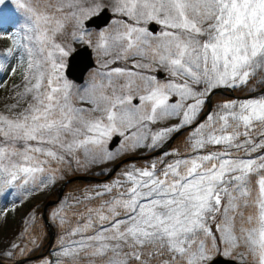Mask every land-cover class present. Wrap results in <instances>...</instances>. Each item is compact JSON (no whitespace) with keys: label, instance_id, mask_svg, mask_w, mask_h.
I'll return each instance as SVG.
<instances>
[{"label":"snow or ice","instance_id":"snow-or-ice-1","mask_svg":"<svg viewBox=\"0 0 264 264\" xmlns=\"http://www.w3.org/2000/svg\"><path fill=\"white\" fill-rule=\"evenodd\" d=\"M13 2L27 22L0 53V71L16 73L8 58L26 67L8 106L19 111L0 113V194L30 181L48 188L81 153L89 164L114 161L195 125L189 155L166 152L178 158L125 169L85 196L98 206L54 213L61 225L69 213L79 218L69 231L78 239L61 246L56 264H217L221 252L227 264H264V0H111L126 19L95 43L85 22L107 10L103 0ZM69 25L71 41L105 57L106 71L83 94L66 75L74 49L57 39ZM119 61L131 67H110ZM161 69L169 79L152 74ZM220 88L253 94L200 120ZM173 118L179 123H162ZM114 136L123 137L115 151Z\"/></svg>","mask_w":264,"mask_h":264},{"label":"rangeland","instance_id":"rangeland-1","mask_svg":"<svg viewBox=\"0 0 264 264\" xmlns=\"http://www.w3.org/2000/svg\"><path fill=\"white\" fill-rule=\"evenodd\" d=\"M103 2L105 3L106 7H108L109 10L112 11L111 0H103ZM113 14L114 17L110 24L101 30H96L92 27L85 26L87 32L90 34V37L94 43L97 40L98 35L101 31H112L118 27V25L116 24L117 21H123L126 19L125 17H122L114 12ZM27 15L28 14L26 13V11L23 8L19 7V5H17L16 3H14L13 0H5V3L0 5V18L2 16H5L3 20H0V33H7V35L0 34V53L4 52L6 48L12 46L13 38L17 40L21 39V37L23 36V32L20 31V29L26 24ZM71 31L72 27L71 25H69L67 29L68 35L58 37L57 39L58 42L66 44L70 43L71 47L75 50L83 46L84 44L71 41ZM91 48L93 49L96 67L94 69H91L87 73L85 81L81 84L69 79L73 84L74 95L78 91L80 92V94H83V90L89 87L90 83L95 77V74L106 71V69L103 68L105 57L103 55H99L94 47ZM8 60L11 67L16 69V73L12 74L11 71H0V113H3L5 115H12L13 112L19 111V109L9 111L8 106L16 103V100L13 97L15 96V93L17 91H22L23 89V76L26 65L23 61L13 60L12 58H8ZM110 67L130 68L131 61H128L127 63H125L124 61H119L116 64L110 65ZM158 71L152 73L153 75H156L158 79L167 80L170 78L168 74L162 69L161 71L165 74V76L159 77L157 75ZM95 78L98 79V77ZM253 87L255 88V91H258L259 89H261L262 86L257 83ZM247 92L248 94L252 93V90L249 89ZM229 100L242 101L244 99L232 98ZM229 100L220 99L217 102H214L213 97L214 103L211 112H214L219 104H222ZM77 106L90 107V105L82 104L78 100ZM206 110L207 103L205 104L201 115ZM162 123L177 124L179 123V119L173 118L170 122ZM159 126L160 125H157L155 127ZM193 129L187 131V135L185 137L186 141H188ZM122 143L123 137H121L120 143L112 150L115 151L117 148L120 147ZM156 149H137L133 152L127 153L122 157H119L114 161H107L105 163L95 164L87 163L84 154L81 153L79 157L81 160V164H77L73 160L71 161L70 167L68 165H64L63 167H61V170L56 174L58 177L56 179V182L50 185L48 188H45L43 190H37L33 188L31 181L27 185L23 186L13 185L10 188L6 187L3 194H0V253L6 254L8 252H11L12 255L10 257H15L19 259L21 257L29 256L28 254H30V252L36 250V252L41 253L42 256H40V258L36 260L28 261L24 264H49V262L50 264H56V260L61 246L66 245L70 239H78V237H70L69 231L72 227H75L79 218L69 213L68 222L66 224L61 225L59 217L54 216V213L59 212L62 208L67 209L69 207H72L74 209H77L79 212H84L85 205H87L88 207H96L100 203V198L94 199L92 201H87L85 200V196H94L97 191L103 190L104 185L112 184L117 179H120L125 169H131L133 166L137 168H144L150 166L152 163H157L158 168H160L163 167V165L159 163L161 160L171 162L172 160L178 157L172 155H165L164 153L146 160L131 161L125 163L122 167H120L118 172L110 180L106 182H101V184L88 183V185L85 186V188L82 190V193L80 194H70V192L64 190L61 199L54 206L48 207L47 209L48 215L50 216V220L55 228L54 240L50 248H48L47 246H41L40 240L35 237L36 232L42 230L43 232H46L49 235V230L46 224L42 221V213L38 211L37 207L40 206L43 202L48 201L50 198V194H52L56 190H59L62 183L67 179L66 172L69 171L71 173L76 174L106 175L112 170L114 165L123 158L128 157L130 155H145ZM173 151H178L179 153H181V155H189V153L186 151V148L184 149V151H180L176 147L169 149L167 153H172ZM84 164H87V166H82ZM19 183L20 182H17V184ZM107 198V196L103 197V199ZM77 200L81 201L79 205H77L76 203ZM33 241H35V243H33ZM13 244H16L18 247L13 248ZM218 256L230 259V257L224 256L222 252L218 254L217 257Z\"/></svg>","mask_w":264,"mask_h":264},{"label":"water","instance_id":"water-1","mask_svg":"<svg viewBox=\"0 0 264 264\" xmlns=\"http://www.w3.org/2000/svg\"><path fill=\"white\" fill-rule=\"evenodd\" d=\"M111 19H112V13L107 8L106 11H103L100 15L93 17L91 21H86L85 24L87 27H95L96 29H101L102 27L107 26L110 23ZM151 27L153 29H155L156 31L159 30L158 25H152ZM68 61H69L70 68L68 70H66V75L78 83H83L85 80V76L88 73V71L90 69H92L93 67H95V65H96L94 57H93L92 49L90 47L86 48L85 45L76 49L73 52V54L69 57ZM158 76L164 77L165 74L159 70ZM228 90L229 91H227V88H220V89H217L214 91V93L211 95V102L207 103V110L200 116V120H203L204 117H206V115L209 112H211V110L213 108V96L215 94H227V95H230L233 97L236 96V94L233 92L232 89H228ZM252 94L253 93L247 94L245 96H242V98H248ZM255 94L256 95L260 94V89L258 91H255ZM193 127H195V125L184 127L183 129H181V131L179 133H174L172 135V137L169 139V141H167L164 145H162L161 147H159L158 149H156L152 153H149L147 155H140V156L130 155L128 157L123 158L122 160L118 161L114 165L112 170L108 174H106L105 176L101 177V176L92 175V174H78V175H75V176L68 178L59 188L58 198L56 200L48 201L47 204L45 205V208H44L43 218H44L45 223L48 227L49 236H50L49 248H50V246L54 240L55 230L53 228L52 223L48 219L47 209L51 204H56L61 199L62 193L64 192L66 185L68 183H71L73 181H85V182L107 181L120 169V167L124 163L134 161V160L150 158V157L158 156V155L165 153L169 149V145H171L180 134H182L185 130L193 128ZM120 141H121V137L114 136L113 139L111 140L110 144H109V148L111 150L114 149L120 143ZM40 256H42V254L38 253L37 255L32 256V257H23L14 263H2L0 261V264H24L26 261L38 259V258H40ZM229 260L230 259L224 258L222 256L216 257L217 264H227V262Z\"/></svg>","mask_w":264,"mask_h":264},{"label":"trees","instance_id":"trees-1","mask_svg":"<svg viewBox=\"0 0 264 264\" xmlns=\"http://www.w3.org/2000/svg\"><path fill=\"white\" fill-rule=\"evenodd\" d=\"M5 16H2L0 18V20H3ZM234 92L238 95V96H243V95H246L248 92L247 91H241L239 88L237 89H234ZM233 97H230V96H227V95H215L214 96V102H217L218 100L222 99V100H226V99H232ZM187 135V131L182 133L178 138H176L174 144L172 145V148L176 147L178 148V150L180 151H184L185 148H187V141L185 140V137ZM76 173H71V172H66V176L67 178L75 175ZM88 183H93V184H96L94 182H85V181H73L71 183H68L67 186H66V189L65 191L67 192H70V194H75L76 195L79 193H82V190L85 188V186L88 185ZM97 184H101V183H97ZM58 196V191H54L52 194H50V198L49 199H55L57 198ZM45 203V202H43ZM41 204L40 206L37 207L38 211L40 213L43 212V205L44 204ZM42 215V214H41ZM50 217V216H49ZM42 221H43V217H42ZM44 222V221H43ZM37 239L40 240V245L41 246H47V242H48V234L46 232H43L42 230L41 231H37L36 232V236H35ZM37 252L36 250L33 251V252H30L31 255H35ZM28 254V255H30ZM17 258L15 257H10V256H7L6 254H2L0 253V260L2 262H14Z\"/></svg>","mask_w":264,"mask_h":264}]
</instances>
